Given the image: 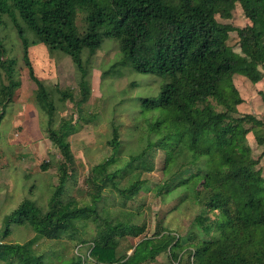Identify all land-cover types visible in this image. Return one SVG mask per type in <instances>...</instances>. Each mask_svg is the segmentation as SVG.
I'll use <instances>...</instances> for the list:
<instances>
[{
  "label": "trees",
  "instance_id": "1",
  "mask_svg": "<svg viewBox=\"0 0 264 264\" xmlns=\"http://www.w3.org/2000/svg\"><path fill=\"white\" fill-rule=\"evenodd\" d=\"M240 5L250 22L239 28L228 21ZM82 15L83 25H78ZM264 0H0V126L6 109L20 87L18 61L9 57L2 31L12 27L23 50V62L35 83L36 107L41 127L57 148V185L47 210L31 199L23 200L6 218L4 238L13 224L30 227L50 241L67 238L88 246L71 264H148L169 252L180 260L189 252V264H264V176L259 160L248 143L252 133L264 155V117L241 115L244 99L235 85L236 75L257 84L264 78ZM238 35L237 52L229 44ZM105 39L117 42L120 60L102 72V80L121 78L116 68L130 65V72L160 78L156 98H140L136 128L145 123V150L119 162L122 144L117 126L112 128L111 155L93 167L87 178L89 203L72 195L76 181V158L68 137L76 131L60 110L67 102L80 109L91 97L90 67ZM50 54L71 58L81 74L79 99L70 89L49 90L38 78L30 58L32 46ZM115 74V75H114ZM165 156L157 194L182 193L188 200L217 211V218H195L208 239L185 246V241L167 227L146 235L147 223L132 210L147 181L142 179L158 152ZM43 171L48 164L41 166ZM138 177L125 188L120 181ZM201 178L191 193L190 183ZM74 181V183H75ZM121 200L111 209L105 199L107 184ZM114 192V193H115ZM94 218L102 224L90 238L84 237ZM136 244L122 246L127 238ZM56 252L38 253L32 242L0 243V264H53Z\"/></svg>",
  "mask_w": 264,
  "mask_h": 264
},
{
  "label": "rangeland",
  "instance_id": "2",
  "mask_svg": "<svg viewBox=\"0 0 264 264\" xmlns=\"http://www.w3.org/2000/svg\"><path fill=\"white\" fill-rule=\"evenodd\" d=\"M220 22L230 23L236 27H245L250 23L240 5L233 12L231 20ZM261 30L264 23L257 22ZM78 25L82 26V15H79ZM5 38L4 44L9 50V57H15L18 64L20 87L16 90L12 102L6 109L5 118L0 126V243H27L32 242L38 253H46L54 250L56 256L53 264H71L77 255L88 253V244L83 245L79 240L70 241L63 238L59 241H50L39 237L30 227L21 228L13 224L12 234L8 238L3 237L6 218L25 199L36 201L39 206L47 210L50 197L57 185V164L60 155L56 147L47 138L42 130V119L36 107L35 83L29 76V71L23 62V50L21 41L12 27L2 31ZM229 44L239 52L238 35L231 33ZM121 53L118 44L113 39H105L100 50L90 67L92 93L88 102L80 109L74 103L67 102L60 107L62 115L73 122L77 128L68 137L72 152L76 158L74 170L76 181H70L69 186H74L72 195L80 200L81 204L89 203L87 195L89 184L86 182L94 166L104 161L111 155L110 141L112 128L117 126L122 141L120 147L119 162L112 169L123 166L129 156H136L146 148L143 140L146 134L145 123L141 121L136 128L140 113V98H156L161 93L163 81L153 75L130 72V65H122L116 68L121 78L110 76L102 80V72L109 69L120 60ZM30 58L35 73L49 90L56 86L62 89H70L75 101L79 99V83L81 74L76 69L71 58L62 53L50 54L48 49L42 46H32ZM235 85L240 91L244 102L239 105V113L252 114L258 118L264 117V78L257 84L248 78L236 75ZM7 84L5 76L0 78V85ZM248 143L254 150L255 159L259 160L258 168L264 176L263 150L256 144L252 133L248 135ZM165 156L158 152L150 163L149 170L141 176L147 183L136 204H131L132 210L141 212L139 222L147 223L146 235H153L160 227H167L175 234H179L185 246L197 243L199 240L208 239L201 228L196 224L195 218L203 216L207 221L217 218V211L198 206L189 200L181 203L183 194L158 195L155 190L165 177L163 175ZM48 164V169L43 171L41 166ZM134 175L128 181L122 180L118 184L120 188L127 187L132 180L138 177ZM201 178L190 183L191 193L197 189ZM105 199L111 209H119L121 202L117 192H113V186L107 184ZM102 223L94 218L84 235L90 238L97 227ZM139 238H127L122 242L124 248L136 244ZM189 252H184L180 260H175L169 252L158 256L157 260L148 264H189ZM88 264H94L91 260Z\"/></svg>",
  "mask_w": 264,
  "mask_h": 264
}]
</instances>
